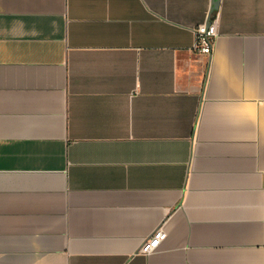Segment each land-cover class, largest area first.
Masks as SVG:
<instances>
[{
	"label": "crops",
	"instance_id": "1",
	"mask_svg": "<svg viewBox=\"0 0 264 264\" xmlns=\"http://www.w3.org/2000/svg\"><path fill=\"white\" fill-rule=\"evenodd\" d=\"M211 7L0 0V264H264V0Z\"/></svg>",
	"mask_w": 264,
	"mask_h": 264
},
{
	"label": "built area",
	"instance_id": "2",
	"mask_svg": "<svg viewBox=\"0 0 264 264\" xmlns=\"http://www.w3.org/2000/svg\"><path fill=\"white\" fill-rule=\"evenodd\" d=\"M218 18L213 12L210 13L208 21L195 29V43L193 50L197 53L210 55L213 51L215 39L218 34ZM167 233L163 227H158L147 237L139 250L144 255H149L158 250L161 243L166 239Z\"/></svg>",
	"mask_w": 264,
	"mask_h": 264
},
{
	"label": "water",
	"instance_id": "3",
	"mask_svg": "<svg viewBox=\"0 0 264 264\" xmlns=\"http://www.w3.org/2000/svg\"><path fill=\"white\" fill-rule=\"evenodd\" d=\"M220 0H212L211 12L217 11L219 8Z\"/></svg>",
	"mask_w": 264,
	"mask_h": 264
}]
</instances>
